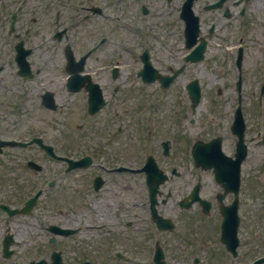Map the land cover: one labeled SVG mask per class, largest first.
Listing matches in <instances>:
<instances>
[{
  "label": "flooded vegetation",
  "instance_id": "1",
  "mask_svg": "<svg viewBox=\"0 0 264 264\" xmlns=\"http://www.w3.org/2000/svg\"><path fill=\"white\" fill-rule=\"evenodd\" d=\"M184 1L0 0V38L9 34L15 39L14 46L9 47L6 43L0 47V54L8 53L10 49L16 51L18 44L24 50H31L32 54L42 48L40 41L48 34L60 39L69 37L72 18L82 16V21L97 22L100 16L105 15L106 10L114 22L127 21L125 34L130 44L127 65L134 69L139 64L140 68L135 75L141 86L140 89H130L127 95L126 91L125 99L115 102L116 95L122 90L118 81L120 63L112 64L113 55L102 51L103 44L95 49V52L99 50L96 57L100 62L91 65L89 72L93 78L90 81L97 85L105 99L102 108L105 109V114L101 116L103 113L100 110L95 115L98 116L95 124L85 123L78 127L86 150L85 153L80 151L79 156L88 155L91 160L78 168L80 178H48L46 183L50 187L55 184L48 203L38 200V206L30 213L22 211L30 197L25 200L24 180L0 178V264H30L34 260L31 256L38 251L24 248L38 244L49 248L43 250L42 255L38 253L36 260L43 258L50 263L54 254L59 252L61 262L67 264L69 258L66 246L70 244L69 235L78 233L80 229H88L82 242L89 241L96 245L95 252H98L83 255L87 254V258L101 264L105 262L104 259L114 258L109 249L104 251V246L128 247L129 252H134L136 247H143L144 254L137 256L150 258L151 250L147 242L151 236L144 232L151 229L176 233L171 237L167 236L162 247L181 264H264V178H259L264 171V125L256 112L248 113L246 95L238 93L232 73L225 79L222 93L216 96V100H224V111L221 112L222 109L217 107L214 114L206 116V122L201 120V127L196 135L191 140H186L190 149L184 144V91L176 87L178 77L170 86H164L161 80L151 79L150 76L144 79L140 74L145 59L163 74L173 73L181 66L185 69L196 64L189 57L194 47L188 49L185 44ZM75 2L80 4L74 7ZM199 2L197 0L193 6L197 12ZM231 4V0H225L224 9L231 8ZM239 15L241 22L247 25L248 21L244 20L241 13ZM221 16L231 19L233 11L229 17L222 11ZM209 18L214 21L219 16L212 14ZM233 33L237 32L216 33L213 30L208 37L218 38L220 44H232L237 39L244 42L248 35L255 38L263 32L245 31L240 37L231 35ZM117 35L123 36V32L113 29L112 36L115 38ZM240 48H243V65L252 66L256 56L248 55L242 44L234 49L231 45L212 47V51L226 49L229 52H222L212 60L216 64L220 60L226 61L231 70L234 68L235 71ZM6 65L0 61V73L7 71ZM8 65L16 66L15 72L21 77L30 78L35 75L32 68L34 65L31 63V76L22 74L15 63ZM115 66L118 67L116 77L113 73ZM85 67H88V62ZM164 69L168 71L162 72ZM253 69L252 67L250 70ZM221 72L222 69H219L217 74ZM209 73L216 74L213 71ZM6 78H0V87L7 81L3 87L4 92L9 94L16 91V97L11 101L19 103V114L25 109L56 112L59 103L66 106L72 94L81 93L84 100L89 97L87 80L82 86L84 89L73 92L67 80H26L15 77L12 72L6 74ZM152 86L155 87L154 90H151ZM172 87L173 91L169 92L168 88ZM90 88H93L92 85ZM168 99L171 101L170 107ZM239 99L241 104L244 102V122L235 126ZM121 107L127 111L130 119L128 122L117 117L115 108ZM62 111L65 113L67 126L60 127L59 130L68 134L72 129L71 107L66 106ZM141 112L143 114L139 120L137 113ZM23 116L21 114L19 126L11 129L33 132L36 127L31 126L29 121L24 122ZM132 120L135 128L129 124ZM129 128L136 132V136L132 130L127 132ZM42 129H47V126H42ZM198 140L212 143L213 163L209 169V178H213L218 185L215 169L217 164L222 173L226 166L230 176L239 171V189L236 193L232 190L224 193L221 190L208 191L205 178H201L202 171L197 169L193 174L196 167L194 159L186 157V160L182 154L189 150L191 156L193 145ZM219 142L228 157L226 163L217 152ZM136 144L140 148L143 146L141 149L150 146L147 150L153 151L158 168L163 170L166 178H161L155 170L151 178L152 165L146 162V158L152 154L144 159V154L136 153ZM63 145L59 149L64 157L78 155L70 144ZM55 159L52 158L48 165H55ZM60 161L68 164L64 159ZM185 167L191 169L184 172ZM52 170L55 173L59 168L55 165ZM197 186L202 199L193 200ZM187 204H190L189 207H182ZM169 206L175 207V210ZM223 221L224 228L221 225ZM172 223L175 225L173 229L159 228V224L167 227ZM5 247L11 250L9 255L4 253ZM139 252H142V248H139ZM119 258L117 252L116 262Z\"/></svg>",
  "mask_w": 264,
  "mask_h": 264
},
{
  "label": "rangeland",
  "instance_id": "2",
  "mask_svg": "<svg viewBox=\"0 0 264 264\" xmlns=\"http://www.w3.org/2000/svg\"><path fill=\"white\" fill-rule=\"evenodd\" d=\"M259 6H261V7L259 8ZM260 10H261V12H260ZM251 13H254V14H257V15L261 14L262 18L264 19V0H256L255 5L252 6ZM261 24L263 26L262 28H263V31H264V22H261ZM71 29H72V32H73L72 36H71V40H72V42L74 44L75 50L83 51L86 46L90 45L92 42H94L97 39L99 34L96 33V32L98 30H105V25L103 26L102 24H99L98 27L95 28V27H93L92 23H90L89 21H85V22L80 23L78 25L71 26ZM49 37L50 36L48 35L47 37L44 38V40L42 39L40 42L42 44L44 43V45H45L48 42L47 39ZM118 37H119V35L115 36V38L119 39ZM250 46L252 47V50L257 49L258 46L264 47V38L256 39V42H251ZM104 50L106 51L105 53L109 54V55L111 53H113L115 55H118V51L120 50L119 51V58L121 60L122 65H124V62H125V64L128 62L129 56H127L125 54L126 50L123 49V48L119 49V46L117 44H115V43L114 44H108L105 47H103L102 51H104ZM262 61H264V59H262ZM99 62H100V60H96L95 58H93V60H92L93 64L94 63L97 64ZM10 71H11L10 69L5 71L3 73V75H2V77L0 76V78L7 79L6 78V74L11 73ZM121 72L123 73V75L120 77V80H124L126 78H130L131 74H130V72L128 70H124V71H121ZM258 72L260 73V75L262 74L261 79L264 81V70L260 72V70L256 68L254 70V73H256V75H258ZM208 79L211 80L210 78H208ZM212 85L213 84H205L204 85L205 95H207V93L210 92ZM248 85H249V83H248ZM0 90L3 92L2 94H0L1 95L0 100L4 102L7 99L8 93L4 92V89L2 87H0ZM208 98L209 97L205 96L204 102L199 107L200 111L207 110V109H205V107H206V104L208 102V100H207ZM257 104H258L259 110L264 112V101L262 103H257ZM33 105H35V103ZM4 107L8 108L9 110H4ZM2 108L4 110L3 112H5V113H2V114H5L7 116L0 117V126L3 125V126L12 127L14 125V122L16 124V123H18V119L19 120L21 119V115L20 114L12 112V108H11V106L8 103H0V113L2 111ZM10 108H11V111H10ZM36 112L37 111H35V113ZM28 114H29V112H28ZM263 115H264V113H263ZM38 116L41 118L40 121L32 120V117H34V116H31V115H30V119H29V115L23 116V120H24V122H28L29 121V124L31 126H36V127H37V125H39V126H48L49 124H52L53 125L52 133L50 134L47 131L45 133H41V136L45 137L48 142L53 143L56 146L59 145L60 148H63V146H64L63 144L67 143L69 141V138L64 136V134H62L61 136L60 135L54 136L53 134H59L58 128L60 126V123L64 122V119H60L59 117H57L55 119V117H51L46 112L45 113L44 112H38ZM14 117H15V120L13 122V118ZM7 131L8 132H4L3 133L4 134L3 136L0 134V138H8V139H10V138H21L22 137L20 134L15 133V131L13 129L12 130H7ZM23 137H26V136H23ZM29 137H30V135H28L27 138H25V139H28ZM73 147H76V145L74 143H73ZM35 148H37V147L32 146L31 148L26 149V148H21L19 146H14V147H11L10 150H5L4 151L3 155L1 156V159H7L9 161L10 157L15 152L17 154L16 159L17 160H21V158H22L21 155L23 153H25V155H27L29 153V150H38V149H35ZM71 149L74 151L73 148H71ZM139 155H140V153H139ZM54 164L57 165V167H61V165L59 163H54ZM55 165H53V166H55ZM53 166H49L48 165L47 168H45L46 169V174L50 178H80V176H76V173H70L69 175H64L62 173L61 174L58 173V175L51 174V173H53V170H52ZM2 169H3V167L0 166V170H2ZM43 172L45 173V171H43ZM14 173H15L17 178H38V177L41 176V175L31 174L30 171L26 167L23 168L22 165L19 166L18 168H16L14 170ZM5 176H7V174ZM135 250H136V248H135Z\"/></svg>",
  "mask_w": 264,
  "mask_h": 264
}]
</instances>
